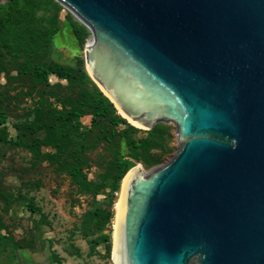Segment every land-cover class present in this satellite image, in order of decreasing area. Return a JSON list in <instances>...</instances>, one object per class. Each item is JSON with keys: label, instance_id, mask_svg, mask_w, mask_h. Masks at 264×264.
Wrapping results in <instances>:
<instances>
[{"label": "water", "instance_id": "water-1", "mask_svg": "<svg viewBox=\"0 0 264 264\" xmlns=\"http://www.w3.org/2000/svg\"><path fill=\"white\" fill-rule=\"evenodd\" d=\"M55 1L121 114L176 127L125 181L114 264H264V0Z\"/></svg>", "mask_w": 264, "mask_h": 264}, {"label": "rangeland", "instance_id": "rangeland-1", "mask_svg": "<svg viewBox=\"0 0 264 264\" xmlns=\"http://www.w3.org/2000/svg\"><path fill=\"white\" fill-rule=\"evenodd\" d=\"M69 13L62 6L57 19L60 30L39 63H58L75 68L77 57H81L85 67L84 48L91 36L83 47L78 45L66 21ZM19 61L21 59L16 61L7 55L0 61V109L7 116L3 132L0 127V135H7L6 140H0L1 233L7 237L0 244V264H114L112 252L110 257L107 256L104 242H99L102 232L96 229L89 215L96 208L113 211L111 224L103 231L110 234L113 243L114 205L120 191L111 189L115 155L118 150L126 152L124 135L143 138L147 130L125 118L115 106L116 114L127 123L114 126L108 119L99 118L98 124L93 126L91 114L82 116L80 132L90 147L83 173L89 182L104 183L98 192L84 191L46 157L54 151L53 148L43 146L42 157L36 160L28 149L17 144L19 138L25 141L44 138V132L30 131L37 114L46 115V106L49 105L61 110L64 106L70 108L77 104L78 87L54 75L49 76L50 85L46 86L29 73L21 74ZM167 124L172 135L171 153L162 156L163 162L153 166H148L145 160L128 156L133 167L139 166L149 173L171 159L178 142L176 127ZM128 125L137 131L131 132ZM104 133L110 137L109 141L102 138ZM159 154L160 151L153 150L145 158L149 161L151 155Z\"/></svg>", "mask_w": 264, "mask_h": 264}, {"label": "trees", "instance_id": "trees-1", "mask_svg": "<svg viewBox=\"0 0 264 264\" xmlns=\"http://www.w3.org/2000/svg\"><path fill=\"white\" fill-rule=\"evenodd\" d=\"M62 6L55 0H6L0 1V61L7 55L13 60H20L18 71L21 74H31L39 81L49 86V76L54 75L59 79H66L73 86L78 87L79 97L77 104L70 108L61 110L51 105L46 106V115L37 114L30 131L37 133L44 132V138H34L25 141L19 138L17 144L28 149L33 157L38 160L42 157V147L50 146L53 152L46 155L56 169L71 176L84 191H100L104 183L94 184L87 180L83 173L87 166L86 153L90 147L86 144L85 138L80 132V118L86 114L92 115V125L98 124L99 118H106L114 126L127 123L124 118L116 114L114 104L91 80L84 67V60L77 57L75 68L58 63H39L48 52L53 37L59 32L60 26L57 23L59 12ZM42 12V14H40ZM66 21L75 36L77 43L83 47L91 36L90 31L72 14L66 16ZM6 113L0 109V127H6ZM131 132L137 129L128 125ZM17 130H21L17 127ZM111 134L113 132L111 131ZM102 138L106 141L110 137L104 133ZM123 142L126 152L118 150L114 161V175L111 189L120 190L121 180L126 173L134 166L127 157L145 160L148 166L163 162L162 156L172 151L170 146L172 135L167 123H158L152 129L146 131V136L136 138L132 134L124 135ZM7 135H0V140H6ZM160 151L159 155H151L149 161L145 156L151 151ZM90 220L96 229L101 231L99 242H104L107 256H111L112 242L110 234L103 231L108 228L113 219L111 209L102 210L96 208L90 213ZM2 221L0 217V244L6 239L2 234Z\"/></svg>", "mask_w": 264, "mask_h": 264}, {"label": "bare ground", "instance_id": "bare-ground-1", "mask_svg": "<svg viewBox=\"0 0 264 264\" xmlns=\"http://www.w3.org/2000/svg\"><path fill=\"white\" fill-rule=\"evenodd\" d=\"M101 87V86H100ZM102 89V88H101ZM103 90V89H102ZM134 124H136L134 121H131ZM137 125V124H136ZM136 168L139 166H135ZM135 168L131 169L125 176L124 178L121 180V186H120V191H119V196L115 202L114 205V222H113V246H112V259L113 262L115 263V235H116V226H117V218H118V213H119V208H120V204H121V199H122V194H123V190H124V185H125V181L127 179V177L129 176V174L134 170Z\"/></svg>", "mask_w": 264, "mask_h": 264}]
</instances>
